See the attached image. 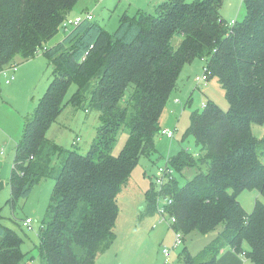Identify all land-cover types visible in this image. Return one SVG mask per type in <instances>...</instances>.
<instances>
[{
  "label": "trees",
  "instance_id": "16d2710c",
  "mask_svg": "<svg viewBox=\"0 0 264 264\" xmlns=\"http://www.w3.org/2000/svg\"><path fill=\"white\" fill-rule=\"evenodd\" d=\"M78 0H0V71L14 56L33 57L40 50L53 65L52 79L34 112L25 117L8 178L6 204L15 208L44 176L54 179L45 219L38 233L42 264H94L114 238L117 196L140 156L155 152L159 119L182 67L203 59L228 103L224 111L208 102L190 113L184 137L203 152L181 149L168 162L174 169L205 166L184 184L173 178L162 189L172 199L174 231L214 237L195 256L186 247L182 264H217L229 246L253 264H264V201L247 213L238 195L256 190L264 199V137L252 124L264 123V0H243L246 14L227 27L219 9L223 0H164L156 14L123 15L109 34L82 19L56 44L45 47ZM180 37L177 45L174 38ZM69 102L86 99L99 112V126L85 154L61 150L46 131ZM121 129L127 140L117 155L111 149ZM65 152V153H64ZM63 154L59 165L52 156ZM158 191L145 193L140 212H156ZM219 228V229H218ZM247 244L244 248L243 244ZM21 238L0 224V264H19Z\"/></svg>",
  "mask_w": 264,
  "mask_h": 264
},
{
  "label": "rangeland",
  "instance_id": "374dc122",
  "mask_svg": "<svg viewBox=\"0 0 264 264\" xmlns=\"http://www.w3.org/2000/svg\"><path fill=\"white\" fill-rule=\"evenodd\" d=\"M163 1L78 0L68 11L65 19L85 17L89 13L94 23L112 34L123 15L137 16L141 12L156 14L157 4ZM219 13L225 21L241 22L245 17L246 8L243 0H223ZM65 32L63 26H60L58 32L48 40L45 47L56 44L63 38ZM179 40L180 37L176 36L173 44L177 45ZM13 63L14 67L0 72V149L2 148V151L0 150V224L11 228L21 238L22 260L19 264H26V260L29 264H41L37 251L38 233L47 213L54 179L48 176L42 177L34 185L28 197L18 198L17 205L13 209L6 204L9 197V186L6 182L13 165L16 143L23 133L25 117L34 112L38 101L46 91L52 79L53 65L45 56L44 49L27 59L16 54ZM204 64L205 61L199 58L186 63L180 79L184 80L185 87L183 94L180 93L179 96L183 97L184 101H190L191 104L187 105L182 112H179L180 108H178L177 142L194 156L201 154L203 150L195 144L192 136L183 138L190 113L195 109L201 110L203 104L208 102L217 104L224 111L228 110V103L222 90L215 85L212 79L209 78L202 84L196 82L195 76L205 73ZM10 75L14 76V82L5 84L6 76ZM75 90L76 85L70 83L63 98L62 110L47 129L46 138L52 140L61 150H74L85 154L99 126V112L89 107L88 98L82 106L70 103L69 100ZM167 103L169 104L167 108H171L173 103L171 105L170 101ZM163 128L166 126H161L160 129ZM251 130L256 138L264 137V123L252 124ZM164 137L160 133L155 137L156 148L159 138ZM126 140L127 130L121 129L111 149L112 155L115 156L122 150ZM165 153V149L157 148V151L149 156H140L128 183L123 186L117 196L119 209L114 226V238L108 247L98 254L94 264H182L181 253L184 247L195 256L216 234L217 230L207 235L181 233L180 244L173 247L176 234L170 226L168 217L163 218L159 211L139 217L146 203V191L151 187L155 190L159 188L154 181V175L157 168L165 164L166 159L163 156ZM63 157V154H54L51 161L52 166L59 165ZM261 160L264 163V153ZM169 167L173 169V177L179 185L184 184L199 171H205L204 165H199V169L196 166H190L180 171L174 169L170 163ZM255 198L253 191L244 190L238 195L237 200L249 213L253 208ZM257 199L264 201L262 196ZM164 204V200L159 198L157 206L161 207ZM26 216L33 219V229L28 230L23 227L22 221ZM165 249L169 250L168 254L164 252Z\"/></svg>",
  "mask_w": 264,
  "mask_h": 264
},
{
  "label": "crops",
  "instance_id": "0c3cea01",
  "mask_svg": "<svg viewBox=\"0 0 264 264\" xmlns=\"http://www.w3.org/2000/svg\"><path fill=\"white\" fill-rule=\"evenodd\" d=\"M222 17V16H221ZM223 18V17H222ZM93 20V19H92ZM66 34V32H65ZM65 34L62 36L64 37ZM60 41V40H59ZM48 47V46H46ZM195 59V58H194ZM186 65V64H185ZM185 65L182 67L180 74L178 76V79L176 81L175 87L172 91V93L170 94V97L168 99V102L170 101V105H176L175 107H173L171 105V108H167V106L169 105L168 103L166 104L165 108L163 109L161 115H160V119H159V127L161 128V126H166V129H170L173 131V138H159V142L157 143V148H162L165 149L166 153L163 155L164 158L166 159V161H168L169 159H171L174 155H176L181 149H184L183 147H181L182 145H180L177 142V131L178 129V108H180L179 112H182L183 109L187 106L190 105L191 102L190 101H184L185 99H183V97H180L179 94H183V89L185 87V83L184 80H180L181 79V73L185 67ZM8 69H6L7 71ZM7 77V76H6ZM196 77V76H195ZM209 79V76H208ZM213 80V82L215 83V85H217L218 87H220V89L222 90L220 84L218 83L216 78H210ZM15 80V78H14ZM14 82V81H13ZM11 82V83H13ZM5 83V82H4ZM11 83H5V84H11ZM223 92V90H222ZM224 94V93H223ZM190 100V99H189ZM175 101V102H174ZM205 105V104H204ZM191 112V110H190ZM190 116V115H189ZM189 122V120H188ZM189 124V123H188ZM187 124V127H188ZM185 127V130L186 128ZM184 130V132H185ZM176 136V137H175ZM183 138L184 137V133H183ZM168 147V148H167ZM156 148V144H155V152L157 151ZM197 155V154H195ZM184 169V168H183ZM182 169V170H183ZM7 185H8V179H7ZM2 185H3V181H2ZM9 186V185H8ZM248 191H253V194L255 195V200H257V198H260V194L256 191V190H248ZM243 192V191H242ZM241 192V193H242ZM240 193V194H241ZM239 194V195H240ZM241 204V203H240ZM254 206V205H253ZM29 217V216H26ZM25 217V218H26ZM243 247L246 248L247 244H243ZM39 258V257H38ZM30 262L32 261L29 260ZM26 264H29L28 261L26 260ZM42 264V263H41ZM217 264H253L249 259L245 258L241 253L236 252L233 248L229 247V246H225L223 247L219 253L217 254Z\"/></svg>",
  "mask_w": 264,
  "mask_h": 264
},
{
  "label": "built area",
  "instance_id": "2783aa9c",
  "mask_svg": "<svg viewBox=\"0 0 264 264\" xmlns=\"http://www.w3.org/2000/svg\"><path fill=\"white\" fill-rule=\"evenodd\" d=\"M86 18L87 20H92L93 17L91 14L87 13L85 17H81V16H77L73 19H64L60 26H63V28L65 29L66 32L70 31L74 26H76L82 19ZM226 22V25L227 27H232L234 26V24L236 23L235 20H230V21H225ZM15 65L14 64H11L5 68H3L0 72H5L6 69H11V67H14ZM204 70H205V73L201 76H196L195 77V80L198 84H202V83H205L207 80H208V73H207V70L206 68L204 67ZM14 81V76L13 75H10V76H7L5 78V83H11ZM204 106V104H203ZM159 133L167 138H173V131L170 130V129H166V128H163V129H160L159 130ZM2 151V148L0 149ZM173 169H171L169 167V162L166 161L164 165L162 166H159L157 168V171L154 175V181L157 185H159V188L158 190V194H157V197H156V211H159L160 215L163 217V218H166L168 217L169 218V221H170V225L171 223H174L175 222V218L173 216H171V214L169 213V207L171 206L172 204V199L170 198V196L168 194H166L164 191H162V189L167 185L168 182H170L172 179H173ZM159 198H162L165 202V204L161 207H158L157 204H158V200ZM32 223H33V219L29 216V217H26L23 219L22 221V225L23 227H25L26 229H33L32 227ZM174 231V230H173ZM175 232V241H174V246L173 247H176L180 244L181 240H182V237H181V232L180 231H174ZM168 249H165L164 252L166 254H168Z\"/></svg>",
  "mask_w": 264,
  "mask_h": 264
}]
</instances>
